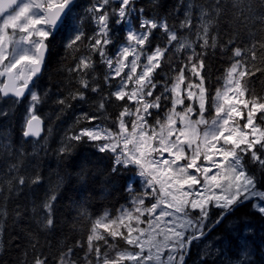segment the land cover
Segmentation results:
<instances>
[{
    "label": "snow or ice",
    "instance_id": "6c2138e0",
    "mask_svg": "<svg viewBox=\"0 0 264 264\" xmlns=\"http://www.w3.org/2000/svg\"><path fill=\"white\" fill-rule=\"evenodd\" d=\"M134 2L135 0H118L117 7L113 0H96L87 9L88 15L97 25L95 36L90 38L94 43L89 47L99 54L102 62L111 70L105 76V83H108L110 76L112 79L120 78L115 90L109 96L101 97L98 111L105 109L110 97H114L116 101H127L121 105L122 111L117 120L119 131L94 125L80 129L68 136L67 140L77 143L85 140L97 142L94 146L99 152L114 155L113 172L118 170L117 166L134 167L145 187L151 189V192H145L143 196L154 194L156 202L151 207L144 208L143 197L136 198L133 200L135 207L131 211L122 209L119 216L111 219L108 213L96 218L86 244L77 242L76 245L85 250L83 260L72 247H68L61 251L57 264H186L193 242L203 236L204 221L210 206L228 210L253 198L264 201V190L258 187L260 181L255 171L246 170L242 163L244 156L250 155L251 162L264 170V126L257 122V118L264 121V115H261L264 114V97L250 95L243 101L244 108L248 109L246 121L240 125L234 120L235 116L243 118L234 102H239L238 98L244 97L248 92L244 78L254 75L255 71H264L255 64L249 65L245 54L246 51L250 52L252 60H256V43L246 50L240 47L232 49L234 62L226 71L223 89H217L216 95L212 97L216 115L209 122L204 117L208 96L201 70L205 67L204 56L208 50L218 47V34H213L212 29L218 25V18L224 12L221 0H215L210 8L192 4L187 6L179 28L193 35L194 40L179 35L169 27L166 20L145 18L144 9H139L138 27L129 28L125 33L126 43L118 49L115 58L109 57L106 46L112 43L110 21L112 17H116L114 23L117 25L128 22L129 16L136 11ZM244 4L245 0H233V7L239 8L236 15L241 23L249 19L245 13L252 11L250 6L245 7ZM194 7H198L195 18L192 14ZM0 18V77H7L0 86V94L15 97L14 102H18L29 83L38 75L44 61L46 41L54 29H66L69 37L66 47L73 51L78 50V42H83L84 39V32L78 27L82 18L76 14V0H0ZM255 18L264 23V13ZM157 29L166 34V46H155L149 50L150 37ZM233 42V38L229 37L227 43ZM197 44L199 52L196 50ZM9 45L13 46L12 59L5 65ZM170 47H174V54L184 52L187 60L173 77L172 84L165 83L163 92L154 96L159 83L154 80V74L161 68V62ZM220 47L223 51L227 45ZM259 47L264 48V41L259 42ZM21 65L23 67L18 68ZM92 67L90 56H86L79 59L72 71ZM125 68L128 69L127 73H124ZM186 69L199 83L185 75ZM86 77L87 73L81 71L80 88L70 93V97L56 102L68 107L69 98L85 99L81 89L98 92V87L91 85ZM169 92L171 97L165 96ZM229 93L233 95L230 96ZM162 98L170 99L172 107L163 120L157 115L156 124L150 125L148 117L153 115L151 110L160 108ZM185 99L198 102L199 110L196 114L199 119H191L194 112L192 105L177 111V106H183ZM40 103L41 97L30 92L29 108L22 128L24 138L40 137L43 121L36 113V106ZM133 104L134 108L130 106ZM125 117L132 118L130 130ZM96 119L98 117L84 113L78 117V122L85 120L92 123ZM177 120L182 127H175ZM200 125H205L203 133L199 131ZM173 136L175 139H172ZM71 146L69 143L61 147L60 153L66 154ZM189 152L190 156L187 154ZM165 153L167 157L164 156ZM214 155L219 159H214ZM201 156L206 166L198 165ZM184 160L187 161L186 164L179 163ZM18 161L11 165L10 172H19L22 160L18 157ZM213 168L216 171L209 175ZM189 169L202 173L203 184L196 174L188 172ZM13 179L19 185L26 183L23 176H14ZM39 180L37 175L31 182L38 183ZM185 186L189 190H184ZM56 198V192L52 191L41 205L44 213L42 226L45 229H51L54 225L52 213ZM254 207L264 215V206ZM157 209L159 214L155 215ZM197 210L198 215L193 217L191 213ZM134 212L139 213V216H134ZM145 213L149 215L147 227L141 228L140 225L145 221L140 217ZM6 214V209H0V218ZM167 217H171V220L164 219ZM133 220L135 224L132 223ZM121 228L126 229V234ZM100 229L113 240L119 237L129 247L108 244ZM99 241L107 246L106 251H101ZM31 247L35 250L36 243H31ZM32 264H48V259L38 253ZM202 264L207 262L202 261Z\"/></svg>",
    "mask_w": 264,
    "mask_h": 264
},
{
    "label": "trees",
    "instance_id": "16d2710c",
    "mask_svg": "<svg viewBox=\"0 0 264 264\" xmlns=\"http://www.w3.org/2000/svg\"><path fill=\"white\" fill-rule=\"evenodd\" d=\"M214 3L215 0H136L134 8L138 15L139 9L143 8L145 18L166 20L169 27L179 35L194 40L193 35L179 28L187 6L192 4L210 8ZM221 4L224 12L218 18V25L212 29L213 34H218V47L208 50L204 56L205 67L201 70L207 88V117L214 110L212 97L223 85L226 71L234 62L232 49L240 47L246 50L256 43V60H252L250 52L246 51L245 54L249 65L255 64L264 69V48L259 47V42L264 41V23L255 18L264 13V0H245L244 6L252 9L245 13L249 17L245 23L237 19L239 8L233 7V0H221ZM192 14L194 18L198 15V7L192 9ZM229 37L234 41L231 44L227 43ZM68 39V33L64 30L56 31L48 39V54L41 76L33 82L31 88L42 99V103L36 106V113L43 119L41 137L34 139L22 136L28 110L26 99L14 102L0 97V113H6L0 115V209H6L7 212L6 216L0 218V264H32L38 253L47 257L48 264H57L61 251L68 247H72L82 261L85 250L76 245L77 242L86 244L93 221L104 213H108L110 219L115 218L123 207L129 205L135 192L140 190L131 167L117 166L118 170L113 172L112 153L99 152L94 146L95 142L85 140L77 143L67 140L68 136L80 129L89 128L94 122H101L99 116L102 113L110 118L108 126L113 128L122 111L121 105L126 103L110 97L105 109L98 111L101 97L109 96L110 92L103 88L101 82H90V69L72 71L82 54L89 52L81 42H78V50L68 49ZM150 39L149 50L155 46H166V39L157 34L153 33ZM118 42L119 37L115 41L112 38L109 46ZM220 45L227 47L221 51ZM196 50L200 51L198 44ZM174 52V47H170L161 62V68L154 74V80L159 82L156 95L163 92L165 83L172 84L173 77L186 63L184 52ZM92 63L93 68H99L95 59ZM81 71L87 73L86 78L99 91L81 89L85 95L84 100L69 98L68 107L58 104V99L70 97V93L80 88ZM185 75L192 73L186 69ZM244 79L248 88L244 96L246 99L252 94L264 97V71H255L254 75H248ZM165 96L169 97V93H165ZM169 100L162 98L160 108L151 110L153 115L148 117L149 123L156 118V113L159 116L165 110ZM84 113L95 114L98 119L92 123L85 120L78 122V117ZM69 143L72 145L69 151L61 154L60 148ZM18 157L22 160L19 172H10L11 165L19 162ZM242 163L246 170L255 171L260 181L258 187L262 189L264 170L248 160L247 155ZM37 175L40 177L39 182L32 183ZM14 176H23L26 183L19 185L13 179ZM52 191L57 196L52 213L54 225L51 229H45L42 226L44 213L41 205ZM253 199L237 204L223 217L222 214L227 210L210 206L203 233L213 226L209 232L216 236L219 250L211 254L201 251L199 243L205 237H200L193 242L186 264L194 260H198L199 264L202 261L207 264H264V215L255 210ZM207 222H210L209 225H206ZM226 222H232V225L228 226ZM243 223H246L245 227ZM31 243H36L35 250ZM113 243L122 248L125 245L119 237ZM102 247L101 245V251Z\"/></svg>",
    "mask_w": 264,
    "mask_h": 264
},
{
    "label": "rangeland",
    "instance_id": "374dc122",
    "mask_svg": "<svg viewBox=\"0 0 264 264\" xmlns=\"http://www.w3.org/2000/svg\"><path fill=\"white\" fill-rule=\"evenodd\" d=\"M94 2H96V0H83L82 2L79 3V5L76 8V14L77 15H78V12L83 13L82 19L79 22L78 27H80L82 29V31L86 34V37L83 39V42H81V44H82V46H84V49H87V53L89 52V54H84L83 53L82 57L90 56L91 61L95 59L97 61L98 65H99V68H97V69L93 68V67L90 69V75H89L90 82L91 83H94L95 81L101 82L103 88L107 92H111V91L115 90V86L118 84L120 78L116 77L115 79H112L111 76H110L109 80H108V83H105V76L111 70L107 67V65L105 63L102 62L101 57L99 56V54L97 52L92 51L90 49V47H89L90 44L94 43V41L91 40L90 38L95 36L96 31H97V25L92 21V19L88 15L87 9ZM113 4L118 7L119 6L118 0L113 1ZM139 16L140 15H138V12L134 11L129 16L128 22H126L124 24H121V25H117L116 23H114V20L116 19V17H112V19L110 21V29H111L110 36H111V40H112V38H114V41H115L117 39V37H119V42L118 43H113L114 46H109V44L106 46V52H107L109 57L115 58V56H116V54L118 52V49L121 47V45L126 43L125 33L129 30V28L138 27V18H139ZM9 32H11V30H9ZM153 33L159 35L160 37H163L164 39H166L164 37V35H166V34L163 31L159 30V29L155 30ZM17 36H19V33H17ZM24 47H27V45H24ZM12 48H13L12 45L8 46L9 56H8V59H6L4 61L5 65L9 62V60L12 59V56H11ZM129 59H131V57H129ZM142 62H143V60H142ZM19 67H23V66L21 65V66H18V68ZM139 70L140 69H138V71ZM14 71H16V70H14ZM127 71H128V69L125 68L124 69V73H127ZM124 73H122V75ZM187 76L189 78H191L195 83H199L198 79H196V77H194L193 75H187ZM224 84H225V80H224V83H223V85L221 86L220 89H223ZM0 85H1V81H0ZM129 87L131 88L132 85L130 84ZM30 92H32V91H29V94L27 96L28 108H29V103H30ZM155 95H156V93L154 92V96ZM229 95L232 96L233 93H229ZM169 97H171V93L170 92H169ZM238 99H239V102H234V106L237 108L238 111L241 112L243 118H241V116H235L234 120L238 121L239 124L242 125L246 121V118H247L248 109L244 108V104H243V101H245L247 99L245 97H239ZM126 103H127V101H126ZM188 105H192L193 108H194V112H193V114H191V119L192 120L199 119V116L196 114L198 112V110H199V105H198V102H195L193 100L185 99L183 106H181V105L177 106V111H180L182 107L188 106ZM130 106L133 107V108L135 107L134 104L130 105ZM171 107H172L171 100H169V103H167V107L165 108V110H163L159 114V117H160L161 120H163V118H164L165 114L167 113L168 109L171 108ZM156 115H158V113H156ZM215 115H216L215 108H214L212 114L210 115V117H207L205 115V113H204L205 119H207L209 122L212 120L213 117H215ZM261 115H264V114H261ZM89 116H95V114H90L89 113ZM156 118H157V116H156ZM156 118L152 119V121L150 123L148 121V123L150 125H155L156 124ZM99 119L101 120V122H94L89 128L93 127L94 125H101L103 127H106L108 129L114 131V132H118L119 131L117 122H116V124H115V126L113 128H109L108 125H109L111 120L106 114L102 113V115L99 116ZM131 119L132 118H130V117H125V120L128 121L129 130L131 129ZM257 122L260 123L261 126H264V121L259 120V118H257ZM175 127H177V128L182 127V125L179 123L178 120H177V123H176ZM204 128H205V125H200L199 126V131L201 133H203ZM177 135H178V133H177ZM226 135H227V133H226ZM172 139H175V136H173ZM222 142H223V140L221 139L220 143H222ZM95 143H97V142H95ZM193 147H196V145L193 144ZM187 154L189 156L191 155L190 152L187 153ZM164 156L167 157V153H165ZM214 159H219V157L214 155ZM247 159L251 160L250 159V155H247ZM179 163L180 164H186L187 161L184 160V161H180ZM198 165H200L201 167L206 166V164H205V162L203 160V156L200 157V160L198 161ZM131 168H132V171H133V177L137 179L138 186H139L140 190L130 200L129 205L126 206V207H123L122 209L130 210V211L133 210L134 207H135V205L133 204V200L136 199V198H140V197H143V199H144V205H143L144 208L151 207V205L156 202V196L154 194L153 195H148V196H143V194L145 192H151V189H148V188L145 187L144 183L141 181V178L136 175V169L134 167H131ZM215 171H216V169L213 168V172H210L209 175H212ZM188 172L190 174H196L198 176V179H201V184H203L202 173H195L193 169H189ZM129 189H132V187L129 186ZM184 190L187 191L189 189L187 188V186H185ZM261 190H264V187ZM254 205L264 206V201H260V200L255 198V200L253 199V207H254ZM254 208H255V210L257 212H259L257 207H254ZM121 210H120V212H119V214L117 216L120 215ZM194 213H195L194 215H192V214L191 215L193 217L197 216L198 215V210H197V212H194ZM158 214H159V209H157V212H156L155 215H158ZM133 215L134 216H139V213L134 212ZM153 218H154V216H153ZM140 219L145 221V223L141 224L140 227L141 228H146L147 227V223L146 222L149 219V215L147 213H145V215L141 216ZM164 219L171 220V217H167V218H164ZM132 223L135 224V220H133ZM209 223L210 222H207L206 225H209ZM226 225L231 226L232 222H226ZM243 226L245 227L246 223H243ZM99 231L102 232L106 236V238L108 240V244H113V238L111 236H108L107 233H104L103 229H100ZM121 231L126 234V229L121 228ZM189 231H191L190 228H189ZM206 231H208V230H206ZM207 234H206L207 236H205V238L199 243V249L201 251H203V252L208 253V254H211L213 252H217L219 250V243L216 242V238H215L216 236L214 234L210 233V232H208ZM98 243H100L103 246L102 247V252L107 250V246L104 245L103 241L98 242ZM122 243H124L123 240H122ZM127 247H129V246L125 244L124 248H127ZM164 255L166 256L167 252H165ZM125 264H129V262H125ZM189 264H199V261L198 260H194L193 262H190Z\"/></svg>",
    "mask_w": 264,
    "mask_h": 264
},
{
    "label": "flooded vegetation",
    "instance_id": "af4514ba",
    "mask_svg": "<svg viewBox=\"0 0 264 264\" xmlns=\"http://www.w3.org/2000/svg\"><path fill=\"white\" fill-rule=\"evenodd\" d=\"M83 0H76V8H77V6L79 5V3L80 2H82ZM78 16H80L81 18H82V16H83V13H81V12H78ZM61 30H64V31H66V29L65 28H57V29H55V30H53V34H55V32L57 31H61ZM67 32V31H66ZM52 34V35H53ZM51 35V36H52ZM50 36V37H51ZM49 37V38H50ZM47 42V41H46ZM41 76V74L38 76V78ZM0 81H1V84H2V82H3V77H0ZM33 87V80L29 83V87H28V90H27V92H29V89H30V91H31V88ZM9 99L10 100H16V98H14V97H9Z\"/></svg>",
    "mask_w": 264,
    "mask_h": 264
},
{
    "label": "water",
    "instance_id": "95a60500",
    "mask_svg": "<svg viewBox=\"0 0 264 264\" xmlns=\"http://www.w3.org/2000/svg\"><path fill=\"white\" fill-rule=\"evenodd\" d=\"M55 30V29H54ZM47 54H48V52H47V48H46V50H45V54H44V61H45V59H46V57H47ZM44 61H43V63H44ZM43 63H42V65H41V68H40V71H39V73H38V75L36 76V77H38L39 75H40V73H41V70H42V67H43ZM36 77H34V78H36ZM33 78V79H34ZM7 80V77H4V80H3V82H5ZM2 86V85H1ZM27 90L28 89H26L25 90V93H24V95L21 97V98H23V97H25L26 96V94H27ZM1 95V97L2 98H8V97H13V96H11V95H9V96H3L2 94H0ZM15 98V97H14ZM21 98H19V99H21ZM43 121V120H42ZM41 134H40V136L42 135V132H43V122H42V125H41ZM233 208V207H232ZM231 208V209H232ZM231 209H229V210H227V212H229ZM226 212V213H227Z\"/></svg>",
    "mask_w": 264,
    "mask_h": 264
}]
</instances>
